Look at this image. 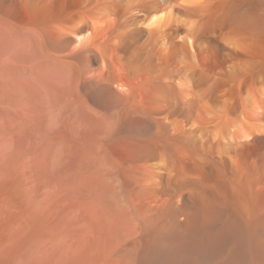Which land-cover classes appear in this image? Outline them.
<instances>
[{"label": "bare ground", "instance_id": "1", "mask_svg": "<svg viewBox=\"0 0 264 264\" xmlns=\"http://www.w3.org/2000/svg\"><path fill=\"white\" fill-rule=\"evenodd\" d=\"M0 264H264V0H0Z\"/></svg>", "mask_w": 264, "mask_h": 264}]
</instances>
